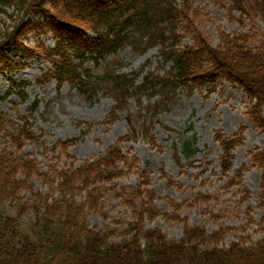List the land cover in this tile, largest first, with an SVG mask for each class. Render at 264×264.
<instances>
[{
	"label": "trees",
	"instance_id": "obj_1",
	"mask_svg": "<svg viewBox=\"0 0 264 264\" xmlns=\"http://www.w3.org/2000/svg\"><path fill=\"white\" fill-rule=\"evenodd\" d=\"M226 11L237 12L240 28L245 25L243 19H258L261 27L216 28L217 42L212 44L198 25L201 19L210 18L195 0H0L4 15L0 18L1 74L21 67L20 60L7 55L13 51L10 47L26 57L38 55L50 65L42 81L53 79L57 87L69 83L91 94L102 86L113 100L102 122L112 123L123 110L127 125L125 133L102 154L78 162L67 149L83 137L87 127L76 136L55 140L49 148H57L72 160L61 167L47 164L43 168L34 155L21 151L25 142L41 144V131L35 133L30 120L37 101L29 105L27 114L18 116V121L0 111V202H8L15 210L14 215L0 212V264H264V148L252 151L249 165L241 163L228 173L232 152L242 144V126L229 136L213 131L220 150L217 166L219 176L225 178L224 191L240 185L243 173L252 166L263 168L257 202L261 216L254 222L246 206L244 222L234 227L220 224L206 231L202 225H189L180 215L183 208L217 201L216 194L196 192L191 199L179 202L167 198L168 210L158 207L147 173L137 168L134 153L122 148L137 135L156 146L153 123L159 122L156 116L174 90L211 83L217 76L242 90L248 101L247 119L264 132V0H228ZM28 32L33 33L31 44L21 40ZM46 32L54 37L51 45L37 39ZM187 36L190 42L183 41ZM124 42L141 52L156 46L158 60L167 68L162 73L144 71V66L123 72L104 66L93 76L90 67H99L104 56L116 53ZM7 82L5 95L13 90L20 99L25 97L26 81ZM142 97L147 101L144 105ZM130 99L136 105L133 112L128 108ZM194 150L193 139H182L179 148L171 145L172 159L182 166L181 158H188ZM159 172L168 186L180 187L162 168ZM129 173L137 176L135 186L109 184ZM32 176L46 185L47 192L32 189ZM23 191L29 193L27 201H23ZM239 192V202H246L247 189L242 187ZM105 195L115 197L131 212L132 218L124 226L96 228L86 223L87 212L102 213ZM27 210L35 216L25 230L19 217ZM204 214L214 221L224 215L206 209ZM157 217L181 223L180 236L170 238L157 227H144ZM252 223L256 227L251 232L261 234L256 238L248 232ZM231 231L237 233L225 245L224 238Z\"/></svg>",
	"mask_w": 264,
	"mask_h": 264
},
{
	"label": "rangeland",
	"instance_id": "obj_2",
	"mask_svg": "<svg viewBox=\"0 0 264 264\" xmlns=\"http://www.w3.org/2000/svg\"><path fill=\"white\" fill-rule=\"evenodd\" d=\"M205 10L210 18L209 21L201 19L198 22L202 31L209 36L212 44L217 42L216 28L225 31L239 29L236 19L237 12H227L228 0H195ZM4 17L0 13V18ZM31 17V16H29ZM197 22V20L195 21ZM245 24L240 29H247L248 25H255L254 29L261 27V22L256 19L250 21L243 19ZM46 45L54 42L50 32L37 37ZM25 44L34 41L33 33L28 32L21 37ZM190 37H184L183 41L190 42ZM250 43L255 41L250 39ZM9 51L7 55L20 60V68L11 73H0V111L6 118L18 121L19 115L27 114L29 105L36 100L30 120L33 121L31 129L38 133L41 131V144L25 142L22 152H29L36 157L43 168L52 164L56 167L67 165L72 159L66 158L55 149H50L57 139H65L76 136L79 130L87 127V132L74 145L67 149L69 155L77 160L97 156L103 153L105 147L113 143L118 135L127 130L123 110L110 124L102 122L113 100L105 92L103 87H98L92 94L82 91L69 83H63L59 87L53 79L42 81L43 73L50 65L38 55L26 57L24 53ZM114 54H106L101 60L99 67L92 68L90 73L97 76L104 66L129 72L138 70L141 66L144 71L162 73L166 64H160L156 46L149 47L146 51H137L130 42H124L116 49ZM22 56L24 58H22ZM8 79L14 82L26 81L24 88L25 97L20 99L16 91L5 92L8 88ZM90 94V95H89ZM142 105L146 104L144 97ZM165 107L159 110L157 118L159 122L153 123L154 142L156 146H150L146 139L137 135L135 141L123 143L124 150L130 149L138 160V169L144 170L148 175L149 187L157 195L155 204L161 209L168 210L166 199L175 202L191 199L196 192L218 195L217 201L210 200L207 204L198 203L192 208H183L181 216L186 217L189 225H202L206 231H212L220 224L238 226L244 222L245 208L249 206L252 220L257 222L262 210L257 207L258 182L263 168L252 166L242 175L240 185H235L224 191L222 183L225 178L218 174L217 159L220 154L217 142L213 138V131L220 130L229 136L239 126L243 127L242 144L236 146L232 152L230 175L241 163L250 164V155L254 149L264 148V132L254 127L245 115V107L248 101L241 89L228 82L221 76L215 77L214 81L204 82L199 86L189 88L177 87ZM165 102V103H166ZM128 108L131 112L136 109L132 99L129 100ZM185 138L193 139L195 150L188 158H181L182 166H178L172 159L171 145L177 148L180 141ZM3 142L0 138V148ZM162 168L167 176L180 183V187L168 186L166 179L160 176ZM34 191L47 192L46 185L37 177L29 179ZM137 176L135 173L126 174L110 182L116 187L122 185L135 186ZM245 187L248 191V199L239 202L240 189ZM23 201L29 199V193H21ZM212 213L223 212V217L214 221L210 219L204 210ZM0 212L14 215L15 210L8 202H0ZM101 214L87 212L85 221L89 226L103 228L108 226H124L126 221L132 218L131 212L119 203V200L111 195H105L102 199ZM34 212L25 211L20 217V226L23 229L33 223ZM144 227H157L170 238H178L181 234L182 224L168 223L157 217L151 222H145ZM256 227L252 223L248 228L251 232ZM237 231H231L224 238L226 245L234 239ZM252 238L260 236V233H252Z\"/></svg>",
	"mask_w": 264,
	"mask_h": 264
}]
</instances>
